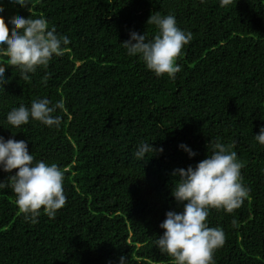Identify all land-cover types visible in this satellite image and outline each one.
<instances>
[{
	"label": "trees",
	"instance_id": "16d2710c",
	"mask_svg": "<svg viewBox=\"0 0 264 264\" xmlns=\"http://www.w3.org/2000/svg\"><path fill=\"white\" fill-rule=\"evenodd\" d=\"M3 7L6 24L44 17L70 43L27 80L0 54L8 81L0 136L24 140L34 160L56 164L67 198L54 217L41 209L30 223L11 188L0 190V264H118L121 256L128 264H173L153 243L166 212L183 209L171 195V173L195 166L216 142L237 154L249 194L230 213L209 209L208 226L224 232L213 264H264V145L253 138L264 125V0L224 7L219 0H28L25 8L4 0ZM156 12L173 14L192 34L175 79L157 77L121 45L130 31L152 38L157 28L147 20ZM36 98L63 102L58 128L7 124L13 107ZM141 142L163 152L138 160ZM8 175L0 171V180Z\"/></svg>",
	"mask_w": 264,
	"mask_h": 264
},
{
	"label": "clouds",
	"instance_id": "9594fccd",
	"mask_svg": "<svg viewBox=\"0 0 264 264\" xmlns=\"http://www.w3.org/2000/svg\"><path fill=\"white\" fill-rule=\"evenodd\" d=\"M7 3L28 7V0H7ZM219 3L224 7L229 0H219ZM3 4L4 0H0V13L4 11ZM147 23L157 28L152 38H147L145 33L130 31L129 39L121 45L128 56H139L157 77L167 74L170 79H175V74L181 70L176 59L183 46L192 39V34L177 26L173 14L153 13ZM69 43L66 35L49 28L44 17L15 16L6 24L0 15V54L8 58V66L20 69V76L25 80L30 79L28 74L34 73L37 67H46L54 55L61 56L64 46ZM7 83L4 68H0V89H4ZM63 108L62 101L52 104L47 98H36L30 106L13 107L6 115V122L18 128L33 120L49 128H58L62 117L54 113ZM253 138L264 145V125L260 126L258 134H253ZM179 148L189 158L196 155L183 143ZM150 151L163 152V149H154L152 144L141 142L133 156L143 159ZM14 169L15 173L11 174ZM240 169L237 154L220 142H216L212 153L195 166L173 169L171 175L177 179L171 195L183 205V209L166 212L165 219L159 224L163 233L153 242L161 253L172 258L173 264H213L214 251L224 243V232L219 227H209L206 217L211 208H222L230 213L247 198L249 189L242 183ZM0 171L10 174L6 180H0V190L11 188L25 221L37 223L41 209L48 217H54L65 205L64 172L54 163L34 160L26 141L0 136ZM118 264H128V258L119 257Z\"/></svg>",
	"mask_w": 264,
	"mask_h": 264
}]
</instances>
